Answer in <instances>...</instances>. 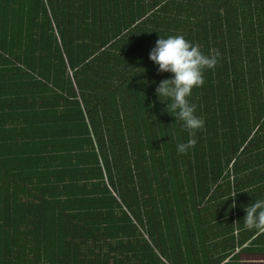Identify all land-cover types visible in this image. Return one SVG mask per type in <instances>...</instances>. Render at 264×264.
<instances>
[{"label": "trees", "instance_id": "obj_1", "mask_svg": "<svg viewBox=\"0 0 264 264\" xmlns=\"http://www.w3.org/2000/svg\"><path fill=\"white\" fill-rule=\"evenodd\" d=\"M177 34L217 60L183 155L149 59ZM257 198L264 0H0V264H242Z\"/></svg>", "mask_w": 264, "mask_h": 264}, {"label": "clouds", "instance_id": "obj_2", "mask_svg": "<svg viewBox=\"0 0 264 264\" xmlns=\"http://www.w3.org/2000/svg\"><path fill=\"white\" fill-rule=\"evenodd\" d=\"M149 59L160 73L171 74L169 79L160 81L156 95L161 103L166 104V111L175 120H179L186 131L188 138L176 146L178 153L186 154L195 147L196 140L193 137L204 128L205 123L197 115L196 106L189 102V98L195 89L203 86L205 71L213 70L217 60L213 56L205 55L199 45L179 34L160 37L150 51ZM235 206L233 203L232 207ZM244 211V229L264 233V198L253 200L244 207Z\"/></svg>", "mask_w": 264, "mask_h": 264}, {"label": "rangeland", "instance_id": "obj_3", "mask_svg": "<svg viewBox=\"0 0 264 264\" xmlns=\"http://www.w3.org/2000/svg\"><path fill=\"white\" fill-rule=\"evenodd\" d=\"M255 259H258L255 261ZM242 264H264V256L243 255Z\"/></svg>", "mask_w": 264, "mask_h": 264}, {"label": "crops", "instance_id": "obj_4", "mask_svg": "<svg viewBox=\"0 0 264 264\" xmlns=\"http://www.w3.org/2000/svg\"><path fill=\"white\" fill-rule=\"evenodd\" d=\"M255 256H257V258H258V256H264V255H263V254H261V255L259 254V255H255ZM256 260H258V259H255V261H256Z\"/></svg>", "mask_w": 264, "mask_h": 264}]
</instances>
